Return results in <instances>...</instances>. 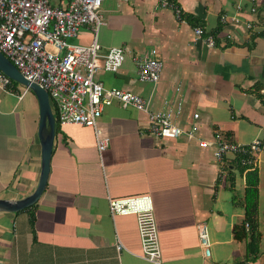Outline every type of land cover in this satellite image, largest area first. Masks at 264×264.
<instances>
[{"label": "crops", "instance_id": "crops-1", "mask_svg": "<svg viewBox=\"0 0 264 264\" xmlns=\"http://www.w3.org/2000/svg\"><path fill=\"white\" fill-rule=\"evenodd\" d=\"M170 2L181 10V19L159 0H103V25L96 35L82 28L79 32L90 38L80 44L96 36L103 52L124 49L120 69L99 72L96 80L140 96L152 110L181 101L174 121L187 131L198 114L195 136L155 137L144 114L118 103L106 107L98 120L109 138L101 154L92 128L56 126L39 200L28 209L0 213V264H149L140 257L137 218L111 217L108 209V198L141 195L152 199L162 264H264V0H255L254 14L250 0ZM223 14L236 15L238 23H221ZM195 27L204 30L202 38H194ZM208 35L215 40L213 48L206 46ZM152 50L162 63L160 79L140 82L132 57ZM38 126L34 93L12 80L0 88V199H22L37 187ZM217 136L237 144L256 138L263 143L254 165L260 233L254 258L248 236L236 240L232 231L244 219V176L236 174L229 186L224 166L232 156L215 159ZM201 224L209 232L208 258L198 243ZM244 227L247 232L249 225Z\"/></svg>", "mask_w": 264, "mask_h": 264}, {"label": "built area", "instance_id": "built-area-1", "mask_svg": "<svg viewBox=\"0 0 264 264\" xmlns=\"http://www.w3.org/2000/svg\"><path fill=\"white\" fill-rule=\"evenodd\" d=\"M0 0V52L18 69L27 81L44 89L49 98L56 126L79 125L93 129L96 149L99 154L106 150L109 138L98 126L103 110L118 103L123 109H135L145 115L151 135L165 139H175L184 133L194 137L197 132L192 115L189 130L178 126L175 116L182 112V102L164 109L152 110L140 96L117 88H107L96 80L99 72L116 73L125 60V51L112 47L101 50L96 36L88 45L77 44L82 28H91L95 35L103 25L99 13L103 0ZM255 0H250V12L255 13ZM160 7L173 10L181 19V10L169 0H159ZM242 4L238 2L237 11ZM221 23H238L236 15L220 16ZM251 27L247 23L246 28ZM195 39L202 38L204 30L193 28ZM206 46L213 48V36L205 37ZM156 50L149 56H133L132 62L138 66L140 82L157 83L162 71V63L155 58ZM11 79L0 71V88L6 89ZM200 146L209 145L200 141ZM214 157L222 162L226 156H240L243 165H255V156L260 151L262 141L254 139L248 144H237L214 137ZM222 174V172H220ZM111 217L130 216L137 218V230L141 248L140 257L149 264H162L153 203L149 195L129 198H108ZM198 243L205 258L210 256L211 242L206 225L197 227ZM117 243V249H121Z\"/></svg>", "mask_w": 264, "mask_h": 264}, {"label": "water", "instance_id": "water-1", "mask_svg": "<svg viewBox=\"0 0 264 264\" xmlns=\"http://www.w3.org/2000/svg\"><path fill=\"white\" fill-rule=\"evenodd\" d=\"M0 71L9 79L25 86L36 96L39 104L38 138L41 148V169L37 187L30 195L17 200L0 199V213H16L30 208L43 193L50 170L55 139L56 122L47 92L35 83L24 79L18 69L0 52Z\"/></svg>", "mask_w": 264, "mask_h": 264}, {"label": "trees", "instance_id": "trees-1", "mask_svg": "<svg viewBox=\"0 0 264 264\" xmlns=\"http://www.w3.org/2000/svg\"><path fill=\"white\" fill-rule=\"evenodd\" d=\"M224 138L230 141L228 136H224ZM224 168L226 169L225 171H227L226 181L230 187L234 185L236 174H239V176L241 175L244 176L245 187L241 199L242 206L244 209V219L241 224L235 225L232 231H233V236L236 240H242L243 238L248 236V238L250 239L248 243V253L249 255L252 254L254 258V255L258 252V243L260 240V233L257 231V220H256L258 213V201H259L258 170L255 166L243 165L242 158L239 155L236 157L233 156L228 161V163L225 164ZM246 223L249 225V229L247 232H245V227H244Z\"/></svg>", "mask_w": 264, "mask_h": 264}, {"label": "rangeland", "instance_id": "rangeland-1", "mask_svg": "<svg viewBox=\"0 0 264 264\" xmlns=\"http://www.w3.org/2000/svg\"><path fill=\"white\" fill-rule=\"evenodd\" d=\"M52 3H56V0H53ZM90 38L89 34H84L83 32L78 33V37L76 41L74 40L75 43H83L85 44L87 42V39ZM13 81V80H12ZM99 126V124H98Z\"/></svg>", "mask_w": 264, "mask_h": 264}]
</instances>
